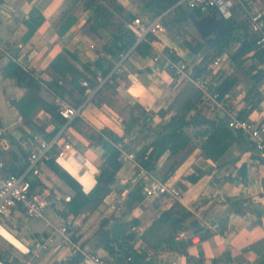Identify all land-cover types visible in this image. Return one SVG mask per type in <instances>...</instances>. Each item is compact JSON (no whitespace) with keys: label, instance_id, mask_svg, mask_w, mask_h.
Returning a JSON list of instances; mask_svg holds the SVG:
<instances>
[{"label":"crops","instance_id":"1","mask_svg":"<svg viewBox=\"0 0 264 264\" xmlns=\"http://www.w3.org/2000/svg\"><path fill=\"white\" fill-rule=\"evenodd\" d=\"M72 1L0 0V119L5 127V142L0 147V157L8 172L25 171L29 151L36 142V137L51 136L49 134L57 125L51 114L42 109L34 115V125L29 128L25 126L17 107L11 104V99L22 98L27 88L17 82L15 70L10 63L15 62L23 69L32 71L34 76L45 83L51 81L48 66L60 52L67 51L71 60L82 70L85 64L99 58L110 61L116 58L102 49L104 39L82 31L83 25L95 15L92 9H80L70 30L62 36L58 34L54 22ZM244 1L257 3L259 7L264 0ZM107 3L119 23H126L137 14L148 15L140 0H107ZM35 8L42 11L45 20L33 36L23 42L27 31L24 18ZM169 12L171 11L167 12L164 21L168 14L185 21L189 19L186 16L181 18L176 10ZM165 24L167 26L166 22ZM200 40L203 41V37ZM152 42V54L143 56L138 51L132 53L124 70L116 75L115 85L111 88L104 86L97 94L95 91L92 95L94 100H90L82 114L67 126L66 140L94 169H87L85 172H80L79 169L80 177H77L74 170L68 168H72L76 160L61 161L62 165L57 163L78 181L85 193H89L97 183V174L106 157L105 150L95 144L88 134L94 131L102 134L115 133L122 137L115 144L119 151L124 147L129 152L139 153L156 139L157 124L167 120L174 112L172 110L162 118L158 111L174 100L187 81L197 88L192 81L195 67L201 64L206 54L213 52V48L206 43L195 52L191 47L192 41L191 44L184 41V47L178 50L177 39L167 31L154 36ZM7 45L15 48L16 55L7 50ZM239 45V41L232 42L222 52L229 56V60L213 76V87L219 89L228 78L234 79L224 95L229 97L239 114L264 125V61L261 62L254 54L255 49L235 57ZM155 55H159L158 60H154ZM164 56L175 61L186 60L189 65L187 75L178 78L164 69ZM91 68L95 73L102 70L95 64ZM6 71L11 74H6ZM259 74L263 76L256 80ZM40 94L47 101L54 102L56 95L47 87ZM78 97L76 89L73 94L67 93L65 96L74 106ZM137 104L143 109L136 107ZM132 113L138 117V122L132 133L125 134L123 121H127ZM148 114L151 115L150 118L145 119ZM194 114L195 111H191V115ZM214 120V127L221 121L227 125L222 114ZM214 127L189 125L186 131L191 135L192 142L175 155L169 156L165 152L158 159L156 168L148 170L155 178L179 186L182 190L179 200L166 195H146V182L138 177L139 165L143 166L137 159H119L121 166L114 174L110 192L95 210L75 212L70 207L72 200H62L47 207L43 218H27L20 211H15L14 215L19 221L18 228L5 223L4 228L0 229V253L5 257L0 259V264H11L15 259H27L31 264H57L63 261L67 248L57 245L58 235L55 243L48 244L40 255L31 251L34 238L42 239L51 232L49 222L55 226L71 223L73 238L87 249L99 253L106 264H129L123 251L115 250L116 252L111 253L105 247L107 243L97 242L101 231L107 229L117 218L127 223L129 228H134L128 233H134L131 241L133 247L146 251L148 259L154 258L158 264H193L194 261L264 264V155L255 149L250 138L240 134L217 158L209 157L203 149L207 132ZM107 138L110 139L109 136ZM173 163H177L175 170L166 177V172ZM191 173L199 174V179L191 182L187 178ZM28 177L32 192L39 198H51L56 193L71 195L72 198L76 195V190L55 171L50 161L41 164L39 175L28 173ZM179 204L192 213L184 223L187 227L184 230L192 235V243L187 248L193 256L191 260L181 252L178 239L171 241L160 232L159 237L147 232L164 211L172 208L179 211ZM207 232L210 234L201 238ZM126 236L118 241L125 242ZM115 241L114 244H119ZM225 253H228L226 257ZM215 259L220 261L215 262Z\"/></svg>","mask_w":264,"mask_h":264},{"label":"trees","instance_id":"2","mask_svg":"<svg viewBox=\"0 0 264 264\" xmlns=\"http://www.w3.org/2000/svg\"><path fill=\"white\" fill-rule=\"evenodd\" d=\"M140 1L143 3L146 13L150 17H155L173 6L178 0ZM245 3L248 5L250 4V2L246 1ZM186 8L185 5H182L175 8V10L180 13L181 18H184L189 15L186 12ZM80 9H92L95 12V15L90 17L83 25L82 31L91 34L93 37L104 39L105 42L102 45V49L112 57H117L120 52L128 50L135 42V34L127 27L126 23H119L116 21L117 17L108 5L107 0H73L54 22L55 29L59 35L62 36L70 30L78 18L77 12ZM192 10L196 17L204 16V14L198 9ZM44 20L45 16L42 11L37 8L33 9L31 14L24 18L27 31L23 36V42L28 41L33 36ZM226 21L229 25V29L223 35L220 37L210 36L203 38V41H194L191 45L195 52L200 50L204 43L213 48V52L206 54L201 64L195 67L192 75L193 78L209 72L210 64L213 59L225 51V49L235 41L240 42V45L235 52V57L241 56L251 49H255L254 54L261 62L264 61V48H256L255 42L252 38L253 35L250 34L248 29L246 27L244 28L235 25L233 20ZM151 40H154V36H151ZM7 50L11 54L16 55V50L11 45H7ZM137 51L143 56H148L152 54L153 47L148 42H141L137 46ZM93 64L102 68L104 73H107L113 66V63H111L109 59L99 58L94 62L85 64L82 70L71 60L67 51L60 52L53 58L48 66V71L51 74V81L43 83L39 78L33 75L32 71H27L17 63L11 62L10 65L15 70L14 76L17 82L22 83L27 88V92L22 98L11 99V104L17 107L25 126L29 128L34 125V115L39 110L43 109L49 112L57 123L55 130L50 134L48 133L49 135L55 134L59 127L65 122V119L59 115L55 102H49L41 96V90L44 87H47L55 95L65 98L67 93L73 94L76 89L78 90L79 97L75 105L79 106L87 98V88L81 84V80L89 79L90 87L93 88L96 86V82L93 79L96 76V73L91 68ZM8 71H10V69ZM8 71H6V74H11V72ZM233 83L234 79L228 78L221 85V88L216 90L219 91L222 96H225V92ZM100 89L101 88L96 91V94ZM202 102V92L198 88H195L190 81H187L174 100L166 108H161L158 111V114L162 118H165L167 114L174 110L167 120L157 124V127L155 128L157 133L156 139L149 146L143 148L136 154L137 161L144 168L147 170L155 169L158 159L165 152H168L169 156L175 155L179 151L185 149L192 142V137L186 131V128L191 124H196V119L204 118V116L200 114V105ZM136 107L143 109L139 104H137ZM193 110L195 111V114L191 115V111ZM150 116V114L146 115L145 119H149ZM76 120L78 121V119ZM137 122L138 117L134 113L131 114L127 121H123L125 134L132 133ZM76 123L77 122H75V125H77ZM207 133L208 137L205 140L203 151L213 159L217 158V155L223 152L228 144L233 139L240 137L241 134L239 130L225 125L223 121L218 122L217 126L209 130ZM88 136L95 144L100 145L106 152L104 164L96 177L97 183L89 193H85L78 181L66 172L56 161H50V164L55 171L65 178L66 181L76 190V195L72 198V203L70 204L71 210L75 212H79L83 209L91 211L95 210L103 202L104 197L110 192V184L114 178V174L121 166V162L119 161L120 151L115 145L122 140L121 136L112 132L102 134L95 131L89 133ZM107 136H109L110 139H108ZM176 165L177 163H173L170 166L169 170L166 172V177L175 170ZM110 173H113V175L107 182H105V177ZM199 177V174L191 173L187 178H189L191 182H195ZM191 215L192 213L183 207H181L179 211H175L174 208L168 209L152 223L147 229V232L152 233L157 237H159L160 232L166 235V239L174 241L176 235L187 228L184 223L191 217ZM209 234L210 232H207L206 234L201 235V238H205ZM191 236L192 235L187 239H178L181 252L188 260L193 259V256L189 254L187 249L192 243ZM143 237L146 240L145 234ZM125 238L126 240L123 243H120V241L117 240V242H119L117 245L125 254L133 257L134 262L132 264H158L154 258L152 259L150 257V259H146V251L137 250L133 247L131 241L134 238V233L128 234ZM114 245V242H110L107 243L105 247L112 253L115 251ZM227 254L228 253L224 254L225 257ZM0 259H5L1 253ZM218 261L220 260L215 259V262ZM16 262L17 260L15 259L11 264ZM78 262L79 258L78 256H75L66 261L65 264H78Z\"/></svg>","mask_w":264,"mask_h":264},{"label":"built area","instance_id":"3","mask_svg":"<svg viewBox=\"0 0 264 264\" xmlns=\"http://www.w3.org/2000/svg\"><path fill=\"white\" fill-rule=\"evenodd\" d=\"M185 5L192 9H198L205 14L216 13L224 20H233L235 25L244 26L253 35V41L256 48H264V11L258 7V4H247L244 0H178L170 9L160 13L155 17L149 15L137 14L126 21L127 27L135 34V42L126 51H122L114 59L111 69L104 73L102 70L96 73L93 78L96 82L95 87H90L89 79H82L81 84L87 88V98L79 106L72 105L66 98L56 95L54 102L59 115L65 119L62 128L49 137H36V142L28 155V167L21 173H10L6 170L4 160L0 157V229L4 228L5 223H9L13 228L19 226L18 218L14 215L15 211H20L27 218H43L47 207L56 202L72 200L71 195L54 194L51 198H39L32 192L31 180L28 173L39 175L41 164L49 161L59 162L61 157H69V153L75 151L72 144L66 140L65 133L69 123L82 114L83 109L93 98V93L107 84L115 85L116 75L124 70L125 63L129 60L132 53L137 52V46L141 42H148L152 45L151 36H157L167 31L165 24V15L171 9ZM172 53V51H170ZM101 55H104L101 52ZM165 57L163 68L170 71L173 76L181 78L187 75L189 65L186 60L175 61ZM154 60L159 59L155 55ZM229 60L226 53L217 55L210 64V71L196 78L193 83L202 92L203 102L200 105V113L204 117L215 119L219 114L226 118V124L235 128L240 133L253 142L257 151L264 155V125L239 114L231 104L227 95L222 96L219 91L213 87V76ZM5 127L0 119V147L4 144ZM76 152V151H75ZM119 159L126 161L136 160L134 152L127 151L124 147L120 148ZM138 177L144 179V191L146 195L154 197L157 195H166L171 199L179 200L182 196V190L175 184L164 182L151 175L150 171L139 165ZM51 232L44 238H34L32 249L35 255H40L42 250L48 244H54L58 235V246L66 247L67 253L63 261L57 264H64L71 258L78 256V264H106V260L96 251L87 249L79 241L73 238V228L71 223H65L61 226L52 225ZM131 229H134L133 227ZM190 235L182 230L176 235V239H187ZM114 249L122 252V249L115 244ZM126 261L129 264L134 262L131 255L125 254ZM148 259V257H146ZM14 264H31L27 259H21Z\"/></svg>","mask_w":264,"mask_h":264},{"label":"water","instance_id":"4","mask_svg":"<svg viewBox=\"0 0 264 264\" xmlns=\"http://www.w3.org/2000/svg\"><path fill=\"white\" fill-rule=\"evenodd\" d=\"M186 12L189 14L185 18H189L199 33L203 38H207L210 36L220 37L225 32L228 31L229 25L226 20L219 17L216 13L205 14L202 17H196L193 14L192 8L187 7ZM114 61L112 60L111 63ZM262 74L257 75L256 80L262 78ZM197 125H208L214 127L216 125V121L214 119L204 117L195 120ZM113 173H110L105 177V182H107ZM132 231L131 228L128 227V224L122 221V219H114L107 229L101 231L99 237L97 238L98 243L106 244L109 242H113L118 240L128 233ZM193 264H223V263H205L202 261H194Z\"/></svg>","mask_w":264,"mask_h":264},{"label":"rangeland","instance_id":"5","mask_svg":"<svg viewBox=\"0 0 264 264\" xmlns=\"http://www.w3.org/2000/svg\"><path fill=\"white\" fill-rule=\"evenodd\" d=\"M259 7H260V9H262L264 11V1L259 5ZM174 10L175 9L170 10L171 12H169V13L174 12ZM165 22L167 23V27H168L167 32L171 33L178 41V45H179V47L177 48L178 50H181V48L184 47V45H183L184 41H187V42H189V44H191V41L194 42L196 40L202 39V35L193 26V23L191 22L190 19L185 21V20L180 19L178 16H175V15L170 16V14H168ZM209 51H211V50H209ZM182 60L184 61V59H182ZM106 86L111 88L114 85L113 84H107ZM141 123H144V122H140V124Z\"/></svg>","mask_w":264,"mask_h":264},{"label":"bare ground","instance_id":"6","mask_svg":"<svg viewBox=\"0 0 264 264\" xmlns=\"http://www.w3.org/2000/svg\"><path fill=\"white\" fill-rule=\"evenodd\" d=\"M70 159L76 160V161H74L72 168L70 166L68 168L74 170V173H75V175H77V177H80V172H85V171H87V169H90V170L94 169V167H92L88 164L89 161L87 159L82 158L75 151H72L71 153H69V157H61V158H59L58 161L62 165L61 161L67 162ZM79 169H81L80 172H79ZM91 177H92V175H91Z\"/></svg>","mask_w":264,"mask_h":264}]
</instances>
